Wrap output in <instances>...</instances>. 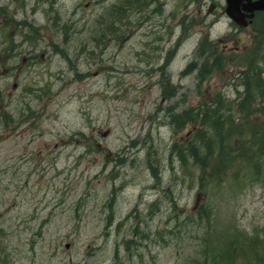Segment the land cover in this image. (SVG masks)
Masks as SVG:
<instances>
[{
    "label": "rangeland",
    "instance_id": "rangeland-1",
    "mask_svg": "<svg viewBox=\"0 0 264 264\" xmlns=\"http://www.w3.org/2000/svg\"><path fill=\"white\" fill-rule=\"evenodd\" d=\"M210 1L0 0V264H264V150L238 156L264 115L237 107L264 13Z\"/></svg>",
    "mask_w": 264,
    "mask_h": 264
},
{
    "label": "trees",
    "instance_id": "trees-1",
    "mask_svg": "<svg viewBox=\"0 0 264 264\" xmlns=\"http://www.w3.org/2000/svg\"><path fill=\"white\" fill-rule=\"evenodd\" d=\"M210 64L212 66H217V61L213 60L210 61ZM209 64V66H210ZM208 65V63H207ZM205 66V65H204ZM199 75L201 74H208L210 73L208 70L205 73H202L201 70L198 71ZM240 75V79H241V86H242V93L239 96V99L237 102H239V105H237V107L243 109L240 110L241 112L246 111V115L247 117L250 119L254 114H257L258 116L262 117L261 115H264V69L258 71L257 69H255L254 64L249 61L245 67V72L239 74ZM259 101V103H257ZM253 103H257L256 107L254 106L255 104ZM220 103H217L216 106H219ZM203 107L204 109L205 106H201L198 109H196L194 111V113L196 115L199 116L200 120H201V128L206 126V127H210V131H201L199 133H197V135L200 137L198 140L199 142H196L195 145H191L190 149H189V153L191 154L192 158L195 161V164L198 165L200 167V169L203 171H207L210 169V174H209V178L210 181L209 183H213L215 182H221V175L224 172V167H213L211 168L210 166L206 165L205 163H207V161H202V158L200 155H198V153L203 149L206 153L210 152L213 148V142L211 141L213 139V137L211 136L213 134V132L217 133V134H221L222 136V124H220L219 119L214 120L212 122H207V118L208 115L207 113H205L203 111ZM3 110V109H2ZM207 112V110H205ZM4 112V110H3ZM211 117H213L212 115H209ZM246 117V118H247ZM6 118V117H5ZM1 123V120H0ZM196 132H198V130H196ZM251 133L252 136L254 137V134L257 133L255 135L256 138V146H257V150L256 152H254L252 147H249V144H245L242 145L240 147V149L238 150V156L240 157H248L247 161L248 162H253L255 160L258 159L259 155L263 152L264 150V122L263 123H258L256 127H253L251 129ZM203 134V135H201ZM219 136V135H218ZM221 139V138H219ZM226 139H230L229 137H226L223 140H221L219 142V145H223L222 149L220 150L219 153V157L223 158V160H226V166L230 164L229 161H231L233 159L232 156H230L231 154H235L236 150L235 147L233 145H231L230 143H228V141H226ZM225 145V147H224ZM225 148V149H224ZM205 153V154H206ZM207 158V157H206ZM206 158L204 160H206ZM223 166V163L221 164ZM203 167V168H202ZM210 167V168H209ZM211 170L215 171L214 175H211ZM210 185V184H208ZM199 217V215H198ZM208 217L211 218L210 214L208 211L201 212L200 213V218L203 219H207ZM232 258H236L235 255H232Z\"/></svg>",
    "mask_w": 264,
    "mask_h": 264
},
{
    "label": "water",
    "instance_id": "water-1",
    "mask_svg": "<svg viewBox=\"0 0 264 264\" xmlns=\"http://www.w3.org/2000/svg\"><path fill=\"white\" fill-rule=\"evenodd\" d=\"M258 11H264V0H226V15L241 28L246 27V19L252 20Z\"/></svg>",
    "mask_w": 264,
    "mask_h": 264
},
{
    "label": "flooded vegetation",
    "instance_id": "flooded-vegetation-1",
    "mask_svg": "<svg viewBox=\"0 0 264 264\" xmlns=\"http://www.w3.org/2000/svg\"><path fill=\"white\" fill-rule=\"evenodd\" d=\"M225 1L226 0H223V3H225ZM198 2V1H197ZM196 1H193L192 3H197ZM150 3H155V2H153V1H151ZM209 3H218L216 0H211ZM216 8H217V5H215V4H211L210 5V8L208 9V11L210 10V12L209 13H211V15L216 11ZM224 10V9H223ZM223 10L220 12V15L222 16V13H223ZM207 11V12H208ZM227 46V45H226ZM226 46H225V48H226ZM226 49H224V51H225Z\"/></svg>",
    "mask_w": 264,
    "mask_h": 264
},
{
    "label": "bare ground",
    "instance_id": "bare-ground-1",
    "mask_svg": "<svg viewBox=\"0 0 264 264\" xmlns=\"http://www.w3.org/2000/svg\"><path fill=\"white\" fill-rule=\"evenodd\" d=\"M193 65H194L193 62H191V63H189V64L187 65L186 73H190V72H191L190 70L192 69ZM203 67H204V65H203Z\"/></svg>",
    "mask_w": 264,
    "mask_h": 264
}]
</instances>
